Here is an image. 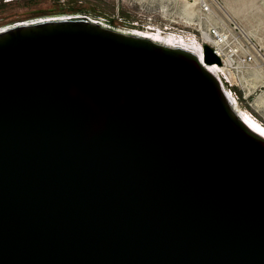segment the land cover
Instances as JSON below:
<instances>
[{
	"label": "water",
	"instance_id": "water-1",
	"mask_svg": "<svg viewBox=\"0 0 264 264\" xmlns=\"http://www.w3.org/2000/svg\"><path fill=\"white\" fill-rule=\"evenodd\" d=\"M66 16L0 35V264H264V139L219 79Z\"/></svg>",
	"mask_w": 264,
	"mask_h": 264
},
{
	"label": "built area",
	"instance_id": "built-area-1",
	"mask_svg": "<svg viewBox=\"0 0 264 264\" xmlns=\"http://www.w3.org/2000/svg\"><path fill=\"white\" fill-rule=\"evenodd\" d=\"M184 3L193 4L196 12L185 13ZM117 4L120 12L124 6L128 7L126 13L134 17L132 29L160 28L162 32L197 34L202 46L210 45L220 58L219 63H207L215 72L212 73L241 104L247 102L254 107L251 97L254 86L260 83L255 70L264 71V44L224 12L221 0H117Z\"/></svg>",
	"mask_w": 264,
	"mask_h": 264
},
{
	"label": "rangeland",
	"instance_id": "rangeland-1",
	"mask_svg": "<svg viewBox=\"0 0 264 264\" xmlns=\"http://www.w3.org/2000/svg\"><path fill=\"white\" fill-rule=\"evenodd\" d=\"M26 0H22L24 2ZM57 4H64L63 10L56 11L57 14L62 15H87L92 20H99L104 25L113 28L119 31L130 32L133 25L131 24V20L134 18L132 15L127 14L126 10H128L127 6L123 7L121 10V15L127 19L128 23H121L115 17H117L118 7L117 2L114 0H56ZM224 8L226 9L228 15L232 16L239 22H241L244 26H246L249 30H253L254 35L264 44V5L259 7V3L261 1H252L245 3V0H221ZM69 6H72L73 9L70 10ZM115 13V14H114ZM111 16L112 22L105 21ZM7 21H5L6 23ZM19 23V21H18ZM3 23L0 24V26ZM15 24H9L7 26H1V28H5L8 26H13ZM141 28V25L137 26ZM264 90V86L262 83H258L254 86V93L251 97V102ZM242 106L250 109L256 116L264 122V109L256 111L254 107L252 108L247 102H243Z\"/></svg>",
	"mask_w": 264,
	"mask_h": 264
},
{
	"label": "bare ground",
	"instance_id": "bare-ground-1",
	"mask_svg": "<svg viewBox=\"0 0 264 264\" xmlns=\"http://www.w3.org/2000/svg\"><path fill=\"white\" fill-rule=\"evenodd\" d=\"M230 1V0H228ZM256 0H245V3L252 2ZM261 1L259 3V7L261 5H264V0H257ZM223 10L226 14L227 11L223 7ZM184 11L185 13L189 15H193L196 12V9L193 4L191 3H184ZM67 16L63 15L59 17V21H66ZM15 27H19V25H16ZM12 26H8L5 28L0 29V35L3 34V31H7L9 29H12ZM251 32L253 30L250 29ZM130 33L142 37V38H149L153 41H155L158 44H161L166 47L175 48V49H181L187 52L192 53L196 57L200 59L202 63L211 71L214 72L211 67L204 62L203 60V46L201 44V41L199 40L197 34L185 31V32H162L161 29L159 30H152V29H134L130 30ZM255 33V32H254ZM256 34V33H255ZM216 64V63H211ZM215 73V72H214ZM255 75L257 78L261 81L262 84H264V71L255 70ZM221 83V82H220ZM223 90L229 99L230 103L232 104L233 109L239 116V119L241 122L246 126V128L253 133L254 135L264 139V122L259 119L255 113H253L250 109L242 106L240 101L237 99V97L234 95V93L231 91V89L225 87L221 83ZM254 109L256 111L263 110L264 109V90L253 100Z\"/></svg>",
	"mask_w": 264,
	"mask_h": 264
},
{
	"label": "flooded vegetation",
	"instance_id": "flooded-vegetation-1",
	"mask_svg": "<svg viewBox=\"0 0 264 264\" xmlns=\"http://www.w3.org/2000/svg\"><path fill=\"white\" fill-rule=\"evenodd\" d=\"M56 2V0H26L24 2L22 0H0V24L3 23L1 26H7L16 24L18 21L19 23H32L49 16H61L62 14H57L56 11L63 10L64 4H57L56 7ZM69 8L70 10L73 9L72 6H69ZM77 15L90 18L87 15ZM117 15L115 18L121 23H128L127 19L121 15L120 10ZM5 21L7 22L5 23ZM105 21L112 22L113 20L110 16ZM126 33H129V31Z\"/></svg>",
	"mask_w": 264,
	"mask_h": 264
},
{
	"label": "crops",
	"instance_id": "crops-1",
	"mask_svg": "<svg viewBox=\"0 0 264 264\" xmlns=\"http://www.w3.org/2000/svg\"><path fill=\"white\" fill-rule=\"evenodd\" d=\"M114 1H116V2H117V0H114ZM117 6H118V4H117Z\"/></svg>",
	"mask_w": 264,
	"mask_h": 264
}]
</instances>
